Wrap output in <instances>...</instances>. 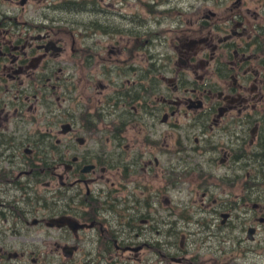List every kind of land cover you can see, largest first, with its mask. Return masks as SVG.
<instances>
[{
  "label": "flooded vegetation",
  "instance_id": "1",
  "mask_svg": "<svg viewBox=\"0 0 264 264\" xmlns=\"http://www.w3.org/2000/svg\"><path fill=\"white\" fill-rule=\"evenodd\" d=\"M0 264H264V0H0Z\"/></svg>",
  "mask_w": 264,
  "mask_h": 264
},
{
  "label": "rangeland",
  "instance_id": "2",
  "mask_svg": "<svg viewBox=\"0 0 264 264\" xmlns=\"http://www.w3.org/2000/svg\"><path fill=\"white\" fill-rule=\"evenodd\" d=\"M81 1H86L88 2V0H81ZM53 3H56L58 4L59 2H53ZM71 7V6H70ZM79 9V6H76L74 8H71V9H60V12H57L55 14L53 13H48L49 15H52V16H59L61 18H63L65 21H68L69 23H64L62 25V27H69L70 26V23H85L86 20H89L91 19V15L90 14H83V16L81 15V12L78 11ZM200 8L199 7H186V8H183L182 10H175L174 11V14H178L180 11L184 14H186L187 16L189 17H192V16H197V11L199 10ZM71 10H73V12H71ZM128 12H133L135 10H137V8H126L124 9ZM105 13L103 14V20H109V21H118V19L116 18L117 17V12H119V8H105ZM144 9L141 8L140 10V13L141 15L143 14L144 15ZM180 12V13H181ZM109 17V18H108ZM63 30H66L67 32L69 31V29H66V28H63Z\"/></svg>",
  "mask_w": 264,
  "mask_h": 264
}]
</instances>
